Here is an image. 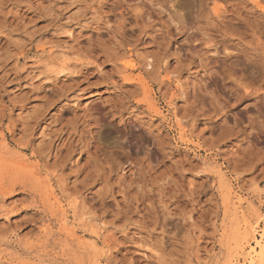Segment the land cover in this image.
Here are the masks:
<instances>
[{"label":"rangeland","instance_id":"374dc122","mask_svg":"<svg viewBox=\"0 0 264 264\" xmlns=\"http://www.w3.org/2000/svg\"><path fill=\"white\" fill-rule=\"evenodd\" d=\"M263 216L264 0H0V264H229Z\"/></svg>","mask_w":264,"mask_h":264},{"label":"bare ground","instance_id":"6f19581e","mask_svg":"<svg viewBox=\"0 0 264 264\" xmlns=\"http://www.w3.org/2000/svg\"><path fill=\"white\" fill-rule=\"evenodd\" d=\"M260 222L264 223V216ZM259 238L254 240V245L249 248L246 254H239L229 264H264V229Z\"/></svg>","mask_w":264,"mask_h":264}]
</instances>
